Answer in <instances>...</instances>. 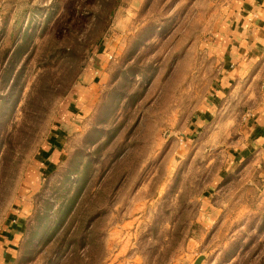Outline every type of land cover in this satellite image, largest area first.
Returning <instances> with one entry per match:
<instances>
[{
    "label": "rangeland",
    "instance_id": "obj_1",
    "mask_svg": "<svg viewBox=\"0 0 264 264\" xmlns=\"http://www.w3.org/2000/svg\"><path fill=\"white\" fill-rule=\"evenodd\" d=\"M229 3L0 0V264H264L250 108L195 121Z\"/></svg>",
    "mask_w": 264,
    "mask_h": 264
},
{
    "label": "crops",
    "instance_id": "obj_2",
    "mask_svg": "<svg viewBox=\"0 0 264 264\" xmlns=\"http://www.w3.org/2000/svg\"><path fill=\"white\" fill-rule=\"evenodd\" d=\"M217 38L218 73L195 121L203 125L218 117L228 100L247 104L244 136L228 159L231 165L248 158L264 162V0H230Z\"/></svg>",
    "mask_w": 264,
    "mask_h": 264
},
{
    "label": "water",
    "instance_id": "obj_3",
    "mask_svg": "<svg viewBox=\"0 0 264 264\" xmlns=\"http://www.w3.org/2000/svg\"><path fill=\"white\" fill-rule=\"evenodd\" d=\"M200 262V258H198L197 260H196V263H199Z\"/></svg>",
    "mask_w": 264,
    "mask_h": 264
}]
</instances>
